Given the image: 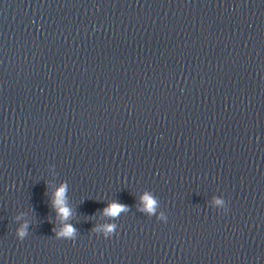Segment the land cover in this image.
Listing matches in <instances>:
<instances>
[{
  "label": "water",
  "instance_id": "water-1",
  "mask_svg": "<svg viewBox=\"0 0 264 264\" xmlns=\"http://www.w3.org/2000/svg\"><path fill=\"white\" fill-rule=\"evenodd\" d=\"M0 264H264V0H0Z\"/></svg>",
  "mask_w": 264,
  "mask_h": 264
},
{
  "label": "clouds",
  "instance_id": "clouds-1",
  "mask_svg": "<svg viewBox=\"0 0 264 264\" xmlns=\"http://www.w3.org/2000/svg\"><path fill=\"white\" fill-rule=\"evenodd\" d=\"M63 193V190H61V195ZM145 199H147V197H145ZM148 206L151 207L152 206V201L149 199L148 200ZM62 211H64L65 214H67L68 210L67 209H62ZM120 211V207L116 206L115 204H113V206L111 207V212L113 214L117 213ZM69 231H71V229H69Z\"/></svg>",
  "mask_w": 264,
  "mask_h": 264
}]
</instances>
